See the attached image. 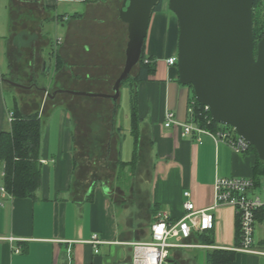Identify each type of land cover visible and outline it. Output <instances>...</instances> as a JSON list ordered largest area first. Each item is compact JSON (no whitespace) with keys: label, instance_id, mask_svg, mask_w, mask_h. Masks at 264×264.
Listing matches in <instances>:
<instances>
[{"label":"crops","instance_id":"crops-1","mask_svg":"<svg viewBox=\"0 0 264 264\" xmlns=\"http://www.w3.org/2000/svg\"><path fill=\"white\" fill-rule=\"evenodd\" d=\"M35 3L43 15L40 29L48 46L40 52L44 59L41 66L46 63V68L37 71V63H28L30 79L47 76L54 68V81L50 88L46 87L50 94L59 90L112 94L125 66L128 43V28L120 19L122 0H35ZM12 4L8 0V35H3L0 27V39L5 44L2 54L7 59V72L2 71L0 64L2 77L13 72L9 59ZM49 18L61 31L56 38L62 40L58 46L43 32ZM179 34L178 19L164 0L161 10L152 15L146 40L145 54L155 62L156 72L136 88L140 119L137 143L131 129L133 150H137L134 169L127 165L121 168L120 162L134 160V151L130 161L122 160L112 116L108 124L109 140L100 158L94 152L83 158L79 127L72 142L69 135L65 137L64 144L69 150H50L51 145L46 143L40 158L41 185L34 199H17L2 192L0 162V264H132L134 245L151 241V225L158 212H166L173 222L185 217L186 192H190L196 209L202 211L214 205L217 179H253L256 166L253 153H236L226 141L217 142L206 134L201 135L199 142L197 136L183 137L181 127L164 126L168 111L180 123L189 120L191 90L180 84L177 66L167 63L177 57ZM48 49V57H44L43 52ZM13 88L16 87L0 81V132L13 111L3 98L7 90L15 93L13 108L15 99L26 108L18 99L22 89ZM28 92L24 96L32 95ZM78 98L99 99L64 92L54 98L43 93L34 102L40 106L41 119L48 104L55 102L62 106L65 125L75 119L69 101ZM35 105L30 104L29 111H34ZM214 214V230L194 233L188 240L177 238L174 243L181 247L171 249L166 262L197 264L200 260L201 264H208L209 251H236L235 209L225 206ZM94 235L101 244L90 243ZM202 235L210 236L214 244H204ZM263 240L257 241L261 254L236 251L233 264H264Z\"/></svg>","mask_w":264,"mask_h":264},{"label":"water","instance_id":"water-1","mask_svg":"<svg viewBox=\"0 0 264 264\" xmlns=\"http://www.w3.org/2000/svg\"><path fill=\"white\" fill-rule=\"evenodd\" d=\"M161 1H122L120 19L127 25L128 43L125 66L112 94L64 90L50 94L46 88H35L50 98L65 92L109 99L115 106L114 119L121 87L141 61L154 9ZM253 8L254 0H169L180 27V84L191 86L195 99L209 108L213 121L233 128L264 162V37L256 44ZM0 81L31 89L2 76Z\"/></svg>","mask_w":264,"mask_h":264},{"label":"rangeland","instance_id":"rangeland-1","mask_svg":"<svg viewBox=\"0 0 264 264\" xmlns=\"http://www.w3.org/2000/svg\"><path fill=\"white\" fill-rule=\"evenodd\" d=\"M12 44L10 46V57L15 69L14 79L21 81L23 84L31 83V73L28 72L27 67L24 64L26 61H33L37 63L36 68H41V63L44 59L40 56L41 49L47 47V42L40 40L39 34L40 23L43 18L42 12L35 0H12ZM169 2V0H165ZM2 6L3 17L0 18V27L2 28L3 35H8V0H0ZM53 17V12L50 13ZM43 32L51 39L56 40L59 35L60 28H56L53 18H49L43 28ZM1 35V32H0ZM33 35H37L38 39L31 44ZM30 47H27V44ZM47 44V45H46ZM4 41L0 39V64L1 69L5 73L7 72V59L4 52ZM49 49L43 52L44 57H48ZM18 52L20 55H18ZM22 56V57H21ZM40 58V59H39ZM39 59V60H38ZM24 61V62H23ZM28 66V65H27ZM40 71V70H39ZM54 68H51L47 76H36V82L39 87L50 88L53 83ZM39 73V72H38ZM19 75V76H18ZM41 77V78H39ZM38 79V80H37ZM138 85L133 84L130 81H126L120 90V99L118 101L117 113L115 118L116 132L119 136V150L122 149V160L130 161L133 155V137L131 135V115L133 106L137 101L135 100L136 88ZM17 88H13L16 90ZM26 90L19 91L18 99L20 102L30 107V104H36L34 101H38L41 97L37 91H30L32 95H25ZM112 93V92H111ZM13 93L11 90H7L3 96L4 101L8 109H13ZM43 99V96H42ZM34 102V103H33ZM69 107L72 110V114L75 119L67 121L65 125L62 124V106H58L55 102L46 106V112L42 116L43 126V138L41 150H45L46 143L51 145L50 150H69L65 147V137L70 136V141L74 140L76 127H79L80 132V149L82 150L83 158L89 156V152L96 153L100 158L104 155L106 150V144L109 140V127L108 124L111 120L113 112V104L111 101L102 99H90V98H78L73 101H69ZM45 106L42 107V110ZM221 129L228 128L223 125H219ZM9 123L4 122L2 124V130H8ZM120 129V131H118ZM121 132V134H120ZM120 134V135H119ZM73 137V139H72ZM77 142V139H76ZM251 147V145H250ZM250 152V150H248ZM252 153V152H251ZM94 157V155L92 156ZM96 157V156H95ZM105 172V171H104ZM114 177H116L114 175ZM259 187L256 188L254 195L259 196L264 201V176L259 178ZM258 186V184H257ZM264 239L262 229L257 226L256 228V240L260 241ZM178 239L173 240L177 242ZM172 252V250H170ZM164 264H170L165 262ZM197 264H201L200 260Z\"/></svg>","mask_w":264,"mask_h":264},{"label":"trees","instance_id":"trees-1","mask_svg":"<svg viewBox=\"0 0 264 264\" xmlns=\"http://www.w3.org/2000/svg\"><path fill=\"white\" fill-rule=\"evenodd\" d=\"M123 1V0H122ZM162 0L154 9V13L159 12L162 8ZM12 14V11H11ZM253 22H254V38L256 44L264 37V0H254L253 8ZM11 29H12V15H11ZM41 30V29H40ZM11 30V36H12ZM40 40L47 42V37L42 33L39 34ZM38 39L37 35H33V40L31 44ZM48 44V42H47ZM46 44V45H47ZM52 44V42L50 43ZM27 47H30V44H27ZM43 49V48H42ZM52 51L55 52V46L52 44ZM146 46L142 53V58L137 67L132 71V76L127 80L133 84H140L149 79L150 76H153L156 72V64L151 61L145 54ZM18 55L19 52H18ZM256 55V52H255ZM22 57V56H21ZM10 76H3L11 80L12 82L19 83L21 81L14 79L15 69L13 67V62L11 61L10 51ZM150 60L149 63H145V60ZM24 62V61H23ZM33 62V61H29ZM28 61L25 60L24 64L30 68ZM35 64V62H33ZM44 68V65L41 68ZM41 68L35 69L38 71ZM48 70V69H47ZM36 72V71H35ZM19 76V75H18ZM36 76H33L31 83L23 84L24 86L31 87V90L37 91L39 95H43V91L35 88L39 87L38 83L35 81ZM126 82V81H125ZM22 83V82H21ZM7 86L12 87L7 84ZM192 96L189 101V105L193 104L194 106V122L198 124L201 128L217 132L218 129H221L220 126L213 121L211 114L206 112L205 107L197 102L194 95V90L189 86ZM23 90V89H22ZM26 93L28 92V89ZM45 94V93H44ZM136 100V98H135ZM113 103V102H112ZM26 106V105H25ZM118 107V105H117ZM115 106L113 103V110ZM30 108H22L18 101L15 99V105L13 108V120L10 123V128L0 132V162L3 164V176H2V187L5 191L10 194L13 198L17 199H34L36 198V192L41 185V147H42V138H43V126L42 119L40 114V106L35 105L34 111H29ZM113 117V113H112ZM116 118V116H115ZM114 118V119H115ZM139 114L137 111L136 102L133 106V111L131 115V129L132 134L136 143L139 140ZM229 131L234 136H237L233 128L228 127L224 128ZM250 152H252L256 157V166L254 168V181L256 184L259 183V178L264 176V162H262L257 155L256 150L251 146ZM137 156V150L134 151V160L131 163H122L121 168H124L125 165L135 168V159ZM203 243L207 245H213V239L210 236L202 235ZM241 237H240V228L239 221L236 223V245L240 246ZM237 252L236 251H226V250H212L208 253V264H233L236 261Z\"/></svg>","mask_w":264,"mask_h":264},{"label":"built area","instance_id":"built-area-1","mask_svg":"<svg viewBox=\"0 0 264 264\" xmlns=\"http://www.w3.org/2000/svg\"><path fill=\"white\" fill-rule=\"evenodd\" d=\"M65 19L67 20V18ZM61 42V39H56V46ZM149 61L147 59L145 63H149ZM167 63L169 66H177V57L168 59ZM204 107L206 112L210 113L209 108ZM188 116L189 120L187 122L180 123L176 120L175 114L168 111L165 114L164 126L166 128L181 127L183 137L197 136L199 142L201 141V135L206 134L217 142L226 141L236 153H248L250 144L238 135L234 136L231 131L221 129L212 132L196 124L194 122L193 104L188 106ZM12 120L13 114L10 113L8 115L9 123ZM257 187L259 185L257 186L252 178L217 179L214 187V205L202 211L196 209L191 200L190 192H186L184 194L187 198L184 203L185 217L179 222H173L166 212H158L155 221L151 225V241L134 245L132 264H164L169 257V251L181 247L173 240L177 238L188 240L194 233L207 234L212 232L216 223L214 211L225 206L235 209L239 221L241 243L236 251L261 254L262 251L257 249L256 228L261 226L264 232V201L259 196L254 195ZM1 190L3 193L6 192L4 188ZM10 241H13V239H10ZM261 242L264 243V240ZM90 243L97 246L102 241L97 235H94ZM19 251L18 249L16 252Z\"/></svg>","mask_w":264,"mask_h":264}]
</instances>
